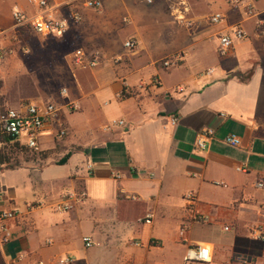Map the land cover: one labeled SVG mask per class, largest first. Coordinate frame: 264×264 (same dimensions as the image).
Returning <instances> with one entry per match:
<instances>
[{
  "label": "crops",
  "instance_id": "crops-1",
  "mask_svg": "<svg viewBox=\"0 0 264 264\" xmlns=\"http://www.w3.org/2000/svg\"><path fill=\"white\" fill-rule=\"evenodd\" d=\"M99 1L103 7L95 11L85 0H53L58 18L73 11L82 16L63 35L68 42L102 58L92 70L71 68L65 88L80 109L61 111L64 139L56 138L59 124L47 126L36 153L46 163L20 157L19 167L0 165V212H16L6 222L11 234L0 243V264H57L65 257L73 264H170L167 252L180 246L184 263L187 247L198 243L211 246L210 264H237L240 256L262 264L264 242L253 240L249 230L264 229V190L255 186L264 178V68L252 73L264 0H243L238 7L229 0H185L191 27L178 24L165 1ZM16 8L29 18L36 14L27 0H0L1 45L21 40ZM218 12L225 20L214 25L210 17ZM235 26L247 38L222 58L220 38ZM130 39L138 43L131 52L124 47ZM212 42L220 59L206 66ZM13 53L5 49L3 57ZM176 56L174 66L160 65ZM249 72L245 81L234 76ZM44 96L32 99L46 101ZM52 99L67 102L60 95ZM120 121L123 126L109 127ZM205 130L212 136L200 150L197 139ZM229 135L239 137L241 147L227 144ZM66 152L70 157L59 164ZM238 165L247 172L237 171ZM189 192L196 193L203 220H187L184 242L179 231ZM67 199L71 210L58 211L56 205ZM148 216L151 224L145 223ZM198 224L215 230L198 239L192 233ZM86 237L93 248H85ZM248 241L260 244L259 256Z\"/></svg>",
  "mask_w": 264,
  "mask_h": 264
},
{
  "label": "built area",
  "instance_id": "built-area-1",
  "mask_svg": "<svg viewBox=\"0 0 264 264\" xmlns=\"http://www.w3.org/2000/svg\"><path fill=\"white\" fill-rule=\"evenodd\" d=\"M66 4H71L74 0H60ZM147 4H153L157 1H165L168 3L169 9L178 22V24L191 27L192 23L188 21L185 14L189 12V7L185 0H144ZM243 0H229L233 7L241 5ZM28 4L36 9V14L29 18L24 11L18 8L13 10V20L15 32L19 33L23 29L29 28L38 36H63L65 35L71 24H79L82 21V16L79 12H70L64 18H58L52 10L53 0H27ZM85 6L95 11H100L103 7L102 2L99 0H85ZM225 20V16L218 12L210 17V22L218 25ZM247 38V33L241 26L232 27L228 32L223 34L220 38L219 55L222 58L231 57L235 48V42ZM125 49L134 51L138 47L135 39H130L124 44ZM0 57H3V52L0 50ZM101 54L99 52L87 53L78 50L72 56L73 67L79 71H87L95 69L99 66L101 61ZM180 57L165 58L160 61V65L164 68H169L177 64ZM210 73L208 72L207 75ZM153 83H157L156 80ZM60 96L67 100L64 105H60L55 101H42V102H28L18 108H9L0 110V135L10 136L11 139L20 145L25 146L29 151L38 153L41 150V140L46 133V128L49 124H59L57 127L56 138L62 140L67 136V128L59 123V115L63 109L70 113H75L80 109L77 102L69 99V91L63 88ZM172 122L175 124L177 119L174 118ZM123 126L124 122H114L112 126ZM109 129V128H107ZM212 132L210 130L203 131L197 139V147L200 150L207 148L208 142L211 139ZM225 142L233 147H241L242 142L239 137L229 135ZM239 172H247L245 165L236 166ZM256 188L264 190V178L257 180ZM185 201V218L186 221L182 223L179 236L184 242H187L188 221L202 220L197 205L198 199L194 192H189L184 197ZM71 204L68 199L56 205L58 211L71 210ZM16 218V212L13 210L0 212V243H4L10 238V228L6 222L12 221ZM152 217L148 216L145 223L151 224ZM229 230V228H226ZM249 235L253 240L264 242V229L259 226L250 228ZM85 248H93L95 243L91 237H86L83 240ZM264 261V254L262 255ZM213 260V251L210 245L198 243L189 245L186 249L184 256V264H210ZM35 264H45L44 261H38ZM57 264H73L72 258H61ZM237 264H253V260L249 257L240 256L237 258Z\"/></svg>",
  "mask_w": 264,
  "mask_h": 264
},
{
  "label": "rangeland",
  "instance_id": "rangeland-1",
  "mask_svg": "<svg viewBox=\"0 0 264 264\" xmlns=\"http://www.w3.org/2000/svg\"><path fill=\"white\" fill-rule=\"evenodd\" d=\"M257 31L262 37L259 44L260 54L258 59L253 61V70L258 67L264 68V23L257 25ZM19 35L21 39L16 45L4 46L0 44V50L12 49L14 53L7 57H0V107L18 108L21 105L34 101L38 95H45L46 101H53L60 95V92L65 88L66 82L73 67L72 56L79 49L73 43L68 42L65 36H38L31 32ZM216 52V43L210 45V56L206 58L202 64L211 65L219 60ZM233 65V62H230ZM251 72L242 74L238 77L245 81L251 77ZM60 147L65 145L60 144ZM67 155V152L65 153ZM61 157H56L60 159ZM40 155L37 156V164L44 165L46 162L38 161ZM46 161V160H45ZM203 220V218H202ZM192 222H201L192 220ZM189 230V227H188ZM213 227L207 224H198L192 228L193 236L198 239H205L210 234ZM251 245L252 255L262 253L260 244L255 241H248L247 246ZM249 248V247H248ZM169 255L170 264H184L182 257L184 248L172 247L167 252ZM261 261L258 258V262ZM262 264L264 262L262 261Z\"/></svg>",
  "mask_w": 264,
  "mask_h": 264
},
{
  "label": "trees",
  "instance_id": "trees-1",
  "mask_svg": "<svg viewBox=\"0 0 264 264\" xmlns=\"http://www.w3.org/2000/svg\"><path fill=\"white\" fill-rule=\"evenodd\" d=\"M31 32L35 34L31 29L26 28L19 32V34H26ZM1 108L0 110H4ZM0 165L5 166L8 169H14L21 165L20 157H24L25 161H30L36 159L38 155L42 154H32L25 146L20 145L19 143L13 141L10 136L0 135ZM71 153H68L64 158L59 161V164H64ZM201 221V220H200Z\"/></svg>",
  "mask_w": 264,
  "mask_h": 264
}]
</instances>
